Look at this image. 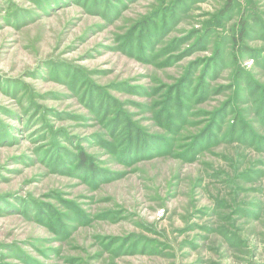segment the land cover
<instances>
[{"label":"rangeland","instance_id":"obj_1","mask_svg":"<svg viewBox=\"0 0 264 264\" xmlns=\"http://www.w3.org/2000/svg\"><path fill=\"white\" fill-rule=\"evenodd\" d=\"M0 264H264V0H0Z\"/></svg>","mask_w":264,"mask_h":264}]
</instances>
